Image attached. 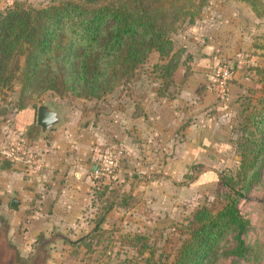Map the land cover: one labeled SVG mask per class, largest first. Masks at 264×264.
Here are the masks:
<instances>
[{
  "label": "rangeland",
  "instance_id": "374dc122",
  "mask_svg": "<svg viewBox=\"0 0 264 264\" xmlns=\"http://www.w3.org/2000/svg\"><path fill=\"white\" fill-rule=\"evenodd\" d=\"M14 1L44 6L49 0H12V3ZM261 1L264 4V0ZM11 5L0 0V11ZM218 34H222L221 39L216 36ZM172 43V51L177 52L171 61L172 64L176 61V67L171 71L173 74L176 70V85L169 82L171 74L163 75L160 69L170 56L159 57L152 51L131 77L121 80L112 92L99 99L59 97L46 91L28 101V105L35 106L47 103L51 108L63 110V114L74 111L77 126L81 121L91 132L97 122L93 111L101 109L106 113L109 109H122L130 88L141 87L145 81L150 86L156 85L151 83H156L157 78L164 83L162 87L168 96H179L176 110L180 109L182 124L196 121L191 129L209 141L207 147H196L192 154L190 142L179 140L177 157L168 153L162 157H122L119 171L123 160L134 172L130 175V186L138 182L141 190H136L137 194L133 187L132 193L120 191L119 184L123 181L119 180L111 189L102 187L86 207L75 211L77 218L72 213L71 221L50 222L66 235L67 240L50 242L46 254L42 255V264H156L169 261L192 226L193 212L201 206L215 211L224 203L218 193L223 188L213 170L232 167L238 159V125L246 113L242 109L260 96L256 70L264 68V17L255 15L242 0H207L193 23L184 21L178 25ZM207 45L212 46L210 53L214 57L205 69L198 64V59L201 47ZM218 66L224 67L228 74L227 95L222 99L216 96L215 82L209 78L214 76ZM137 73H143L147 78L136 79ZM17 92L18 85L14 80L10 87L0 90V139L19 131L9 115L16 111ZM204 96L206 102H202ZM30 134L37 137L35 133ZM22 135L18 134L23 139ZM116 143L122 142L117 140ZM111 145L124 148L125 144H112L104 137L99 152ZM256 167L259 169L257 181L238 199L239 212L247 221L242 235L247 251L242 258L229 254L235 245L233 233L229 232L218 242L215 264H264V159ZM153 187L156 190H150ZM0 203V223L2 220L9 223L7 242L16 250L19 262H28L38 242L44 240L37 239L39 232L43 231L45 237L50 235L49 223L27 220L31 217L30 208L26 210L25 219L16 223L12 221V211L6 200L0 199ZM108 210L110 213L106 215Z\"/></svg>",
  "mask_w": 264,
  "mask_h": 264
},
{
  "label": "trees",
  "instance_id": "16d2710c",
  "mask_svg": "<svg viewBox=\"0 0 264 264\" xmlns=\"http://www.w3.org/2000/svg\"><path fill=\"white\" fill-rule=\"evenodd\" d=\"M206 1L49 0L44 6L14 1L0 11V90L13 80L18 85L11 121L20 113L23 119H32L36 106L28 101L46 91L99 99L131 77L152 51L170 56L160 65L163 75H170L177 56L172 35L180 23H193ZM242 1L264 17L261 0ZM256 72L261 93L242 109L246 113L238 125V159L232 167L213 170L224 203L215 211L206 206L196 209L172 258L156 264H215L218 242L229 232L235 244L229 254L244 257L247 221L239 212L238 199L257 181L255 165L264 159V68ZM27 108L33 111L30 118L25 116Z\"/></svg>",
  "mask_w": 264,
  "mask_h": 264
},
{
  "label": "crops",
  "instance_id": "0c3cea01",
  "mask_svg": "<svg viewBox=\"0 0 264 264\" xmlns=\"http://www.w3.org/2000/svg\"><path fill=\"white\" fill-rule=\"evenodd\" d=\"M210 35L212 37L214 33L211 31ZM221 35L216 36L221 39ZM212 50L211 45L201 47V55L198 59L201 67L206 69L213 62L214 56L210 53ZM174 72L170 76L171 84L176 82ZM135 75L136 79L147 78L143 73ZM209 78L212 82L215 77L209 76ZM154 81L156 83L151 84L156 85L150 86L148 81H145L141 87L130 88V94L123 100L125 105L122 109L113 108L106 113H103L101 109L93 111L97 122L91 127V132L81 121L77 126L73 116L74 111L63 114V110L53 108L58 111L61 121L44 133L35 124V112L32 119L29 117L33 115V111L29 113L30 108H27L29 111L25 116L30 118L31 122L23 119L22 113L17 114L13 118V122H16L15 125L20 129L17 134H23L31 151L42 157L44 166L38 174L29 176L23 171L21 165L0 160V199L6 200L12 211V221L18 223L25 219L26 210L30 208L32 209L29 214L31 217L27 220L48 221L50 226V235L45 237L44 232L40 231L37 239L55 237L54 241L67 240L66 235L57 231L53 224L55 222L60 224L65 220L71 221L72 213L76 216L75 211L86 207L90 198L93 199L104 187L97 185L90 175L104 137H107L112 144H125L124 148L122 147L124 159L133 155L139 158L162 157L165 153L177 157L180 149L179 140L190 142L192 154L196 147H207L209 141L203 135L202 137L198 135L195 129H191L196 121L194 124L190 121L182 124L184 121L180 119V109L176 110L179 96L178 98L173 95L168 96L162 87L164 83L159 82L157 78ZM176 91L178 94L179 89L176 88ZM202 100L206 102V97L204 96ZM30 133L37 134V137H31ZM117 140L122 143H116ZM130 169L122 160L121 172L118 171L117 174L118 180L106 189H111L120 180L123 181L119 184L120 191L130 190L129 193H132L133 187V191L137 194L136 190H141V185L135 182L134 186H130L132 183L130 175L134 174ZM143 189L146 190V188ZM150 190L156 189L153 187ZM12 198L17 201L15 208L9 205ZM109 213L110 210L106 215ZM79 216L82 215L79 214ZM2 223L7 225L8 231V221L2 220L0 225Z\"/></svg>",
  "mask_w": 264,
  "mask_h": 264
},
{
  "label": "built area",
  "instance_id": "2783aa9c",
  "mask_svg": "<svg viewBox=\"0 0 264 264\" xmlns=\"http://www.w3.org/2000/svg\"><path fill=\"white\" fill-rule=\"evenodd\" d=\"M7 5H11L12 0H5ZM214 89L218 98H225L227 71L224 67H216L214 70ZM123 149L116 146H106L95 159L90 175L97 184L105 187L112 186L117 180L120 166V159ZM0 160L9 163L19 164L23 171L34 176L43 168L44 161L41 156L34 154L28 147L27 141L16 135H6L0 139Z\"/></svg>",
  "mask_w": 264,
  "mask_h": 264
},
{
  "label": "water",
  "instance_id": "95a60500",
  "mask_svg": "<svg viewBox=\"0 0 264 264\" xmlns=\"http://www.w3.org/2000/svg\"><path fill=\"white\" fill-rule=\"evenodd\" d=\"M236 74L234 75V77ZM61 121V117L57 110L50 107L47 103H40L35 107V124L40 128V131H45L55 127ZM9 205L17 206V201L12 198ZM7 225H0V264H42V255L46 254L45 245L55 240V237H50L40 240L35 247L33 257L28 262H19L16 256V250L12 245H9L6 237Z\"/></svg>",
  "mask_w": 264,
  "mask_h": 264
}]
</instances>
